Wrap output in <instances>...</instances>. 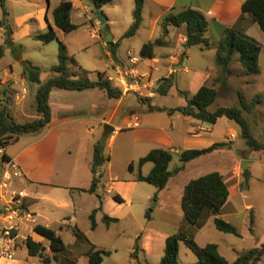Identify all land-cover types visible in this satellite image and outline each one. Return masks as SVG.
Returning a JSON list of instances; mask_svg holds the SVG:
<instances>
[{"label": "crops", "instance_id": "crops-1", "mask_svg": "<svg viewBox=\"0 0 264 264\" xmlns=\"http://www.w3.org/2000/svg\"><path fill=\"white\" fill-rule=\"evenodd\" d=\"M68 1L73 4L72 22L78 26V29L71 33H65L55 24L54 12L61 5L62 0H6V15H4L0 2V21L5 20L13 32L14 46L10 49L19 51V59L22 62L28 61L21 58V53L27 49L25 43L29 40H36V35L46 33L50 28H53L59 41L66 45L67 51L71 48L75 51H83L92 45L99 44L110 59V63H106V69L110 72L105 71L103 75L105 78H111L113 86L122 90L123 95L115 99L110 98L104 90H86L94 93L84 101L89 102L92 99L94 104L84 109L83 100L73 105H70L68 100H65L66 103L59 100L61 106L54 105L52 97L56 92L77 91L60 89L52 91L49 101L52 111L51 122L48 126L50 129L41 140L52 137L53 141L62 142L63 150L73 158L69 165H58L55 160H49V158H33L31 168L28 167L25 164V157L34 151L32 147L37 145L39 140L22 145L13 153L7 147L10 144L14 145L15 142L21 143L24 136L35 134L20 136L6 146H0L4 148L5 158L14 160L24 174V177L16 182V188L13 191H22L26 194L28 206L36 215V223L25 225L20 231L25 240L15 258H0V264H45L41 258L29 254L28 238L43 245L45 255L50 259L49 264H89V253L92 250L108 253L104 256L103 264L108 262L117 264L121 257L130 258V264H160L165 254L167 239L181 231L190 233L188 227L190 224L182 209L186 186L193 179L209 173L196 174L187 179H184V176L190 171L201 173L207 167L204 165L210 158L223 156L229 147L188 163L183 171L170 179L162 191H158L153 185L151 188L142 187V184L146 182L138 180L140 173L144 176L149 175L154 164L147 163L140 168L138 163L132 162L133 171L130 170L132 163L128 166L132 176L122 178L113 171V152L107 153L105 147L104 154L109 160L100 170L102 178L96 191L91 193L89 189L94 180L92 163L95 146L99 140L95 137L96 128L94 126L87 131L91 134V138L89 135H79L81 131L74 126L83 119H73V116L86 113L89 115L85 119L87 122L113 126L117 132L111 134L106 140L105 144L109 147H114L122 133L133 131L135 142L143 148L142 157L154 149L171 151L174 159L170 170H173L180 163L183 151L206 149L216 143H227L236 138L240 140L242 138L241 128L236 122L230 120L231 124L226 128L229 131L228 134L217 136L214 134L216 127L225 117L220 118L216 124H212V128H208L206 124L209 123L201 122L181 112L171 114L168 111H153L151 107L164 109L184 107L187 105V100L179 94L180 90L192 97L206 83L213 84L218 78L219 70L216 64L217 47L225 37L226 31L237 26H239L237 29L244 30L248 36L262 46L259 58L260 73L247 76L242 66L237 69L232 65L233 73L229 77V84L233 87L235 82H250L248 78L251 79V77L255 78L256 83L264 81V32L252 16L243 14V5L246 0H144L143 23L136 36L132 38H124V35L134 23L133 12L136 0H113L105 5L103 11L108 18V27H105V23L97 18L90 0ZM189 8L202 12L208 19L210 24L208 37L212 47L206 50L199 46L188 48L185 26L171 27L169 36L164 39L165 44L156 48L154 58L143 57L141 50L144 44L162 38V19L170 12L178 13ZM99 24H101L100 28ZM82 26H84V33L80 32ZM110 42L114 45L119 44L115 47V54L112 52L114 47ZM4 43L5 28L0 26V46ZM195 47L199 48L198 52L193 51ZM137 53L140 57L136 55ZM132 58L137 59L136 63L131 62ZM207 58L211 60L210 64L207 63ZM3 59L4 57L0 63ZM11 73H13L12 69ZM11 73L5 69V77H11ZM155 73L160 74L157 81L174 77L178 95L181 97L179 106L170 107L158 102V95L143 103L136 101L131 94H127V89L125 90L124 87L128 86L129 81L134 82L136 77L143 76L152 78ZM19 79L24 82L25 74H22ZM0 81L4 83L6 80L0 78ZM9 83L13 81L10 80ZM186 87L190 90H186ZM17 99L19 100L20 97ZM221 106L238 105L228 104L219 96L210 110L214 112ZM6 108L12 115L11 108ZM157 113L161 115H156ZM137 118L140 120V126L130 128L129 125L136 122ZM62 125L69 127L60 129ZM75 133H77L76 136L79 135L76 139L66 140L64 138L73 136ZM109 140L110 143H108ZM3 159L4 157L0 160V182L4 171ZM214 164L219 165L217 162ZM219 173L225 176L224 172ZM156 194L158 201L154 204L153 199ZM115 196H120L123 202H117ZM9 199L10 195L0 201V207ZM230 200L231 191L228 202L222 210L223 215L226 214ZM152 206H155V210L151 214V220H148L146 213ZM95 210H98L96 213L97 226L93 229L91 215ZM173 214L178 220L173 219ZM105 216L118 221L107 225L104 221ZM79 218L83 221L82 228L79 226ZM161 220L171 224V227L157 224ZM36 226L55 230L64 240L66 250L58 254L52 252L50 241L34 230ZM77 231L82 232L88 241L80 242ZM126 236L131 237V242L123 246L124 243L121 240ZM137 245L140 249L137 258L134 259L133 254ZM121 250L125 251L122 254L124 256H121ZM183 256L189 263L183 261ZM195 259L180 245V263H196L198 259L196 261Z\"/></svg>", "mask_w": 264, "mask_h": 264}, {"label": "trees", "instance_id": "trees-1", "mask_svg": "<svg viewBox=\"0 0 264 264\" xmlns=\"http://www.w3.org/2000/svg\"><path fill=\"white\" fill-rule=\"evenodd\" d=\"M113 0H90L92 10L100 21L108 27V18L103 11V7ZM1 7L6 11V0H0ZM73 4L71 1L62 0L61 5L55 10V24L65 33H71L78 29V26L72 22ZM144 0H136L133 12L134 23L125 33L124 38H132L136 36L143 23ZM243 14L253 17L254 21L260 26L264 32V0H246L243 5ZM0 26L5 28V43L0 46V60L4 57L6 49L14 46L13 32L5 20L0 21ZM163 36L155 41H150L142 47L141 55L145 58H154L155 50L165 44L164 39L169 36L170 28H180L185 26L187 36V47L191 48L199 46L203 50L212 47L208 37L210 24L206 16L196 9H186L181 12L168 13L161 22ZM239 27V26H237ZM229 29L226 31L225 37L219 43L216 53V64L220 69V74L213 84L206 83L199 91L189 96L188 93L179 91V94L187 100V105L175 109H164L160 107H151L153 111H168L169 113L181 112L204 123L216 124L220 118H227L236 122L241 128V137L246 141L248 147L254 152H264V142H259L252 133L251 124L246 115H254L258 106L261 104V96H256L251 103H247L244 97L239 98L240 106H221L216 111L210 110L211 106L219 97V88L229 90V77L232 75L231 66L238 62L245 70V75L254 76L260 73L259 58L262 46L252 37L248 36L244 30ZM35 39L45 44L52 42L59 43L58 65L52 71L54 76L50 77L46 82H41V69L30 61L23 62L25 67V78L31 82L39 84V90L36 97V106L39 117L33 121L26 123H18L10 114L6 107L0 110V146L4 147L9 142L4 138L18 139L20 136L28 134H40L47 128L51 122L52 111L50 107V95L54 89L82 92L92 89H100L107 92L110 98L119 99L123 95V91L113 86L109 78H105L103 74H99V79L92 81L86 76H79L70 69L69 56L66 45L59 41L53 28L46 33H40ZM112 52L115 54L119 44H113ZM219 85V88H217ZM176 88L174 77L163 78L160 81L157 93L167 96ZM106 139H102L95 146L94 160L92 163V171L94 180L89 192L94 193L100 183L102 174L101 168L109 160L105 157ZM229 143H216L206 149L185 150L180 156V163L170 170L174 156L171 151L164 149H154L145 157H142L138 165L143 167L147 163L154 164V168L149 175L139 174L138 180L155 186L158 191H162L168 185L170 179L185 169V166L193 160L211 154L215 151L229 147ZM1 147V148H2ZM133 163L130 170L133 171ZM246 179L249 181L250 172H245ZM230 196L229 186L224 176L219 172H212L197 179H193L185 188L182 199V209L187 222L192 226H201L204 213L210 210L215 216V226L217 230L227 234H233L241 237L238 228L232 223L220 217L222 210L228 202ZM117 202H123L120 196H115ZM158 201L156 194L153 202ZM101 209V208H100ZM98 209V210H100ZM95 210L91 215L92 228L95 229L96 213ZM153 208L148 209L146 217L151 220ZM104 221L107 225L117 222L105 216ZM254 224V217L251 220ZM37 233L50 241L52 252L58 254L66 250V245L62 237L53 229L43 226H36L34 229ZM252 231H254L252 229ZM78 240L80 242L88 241L85 235L77 231ZM184 243L197 257L198 261L194 264H256L262 261L264 257V245L239 254L237 260L233 263L229 262L219 251L217 244H207L201 247L196 242L192 234L186 232H178L171 235L166 241L165 254L160 264H182L179 261L180 245ZM27 246L29 254L33 257H39L45 264L50 263V259L45 255V248L41 243L35 242L32 238H28ZM139 245L136 246L133 254L134 259L137 258ZM108 253L101 250H92L89 253V264H103L104 256Z\"/></svg>", "mask_w": 264, "mask_h": 264}, {"label": "rangeland", "instance_id": "rangeland-1", "mask_svg": "<svg viewBox=\"0 0 264 264\" xmlns=\"http://www.w3.org/2000/svg\"><path fill=\"white\" fill-rule=\"evenodd\" d=\"M80 32H85L84 26H82ZM25 44L27 49L21 53V58L31 61L36 66L40 67L41 82H46L53 74L51 69L58 65L59 43L56 41L49 44H44L40 41L29 40ZM193 51L198 52L199 48L195 47ZM67 52L70 58V68L79 76H86L92 81H96L99 79V74H104L105 71L108 73L110 72L109 69H106V63H110V59L104 50L100 48L99 44H95L94 46L92 45V47L89 49H84L83 51H75L73 48H71L70 51ZM138 54L139 53L136 55L140 57ZM19 57V51L8 48L4 59L0 63V70H2L0 72V78L1 80H6L4 83L0 81V110L3 107H10L13 118L18 123H26L39 117L36 106V97L39 90V84L31 82L28 79H26L24 82L19 79L22 74H25L24 64L19 59ZM198 61L199 60H197V62ZM206 61L209 63L211 60L207 58ZM233 66L237 67V69L241 67L240 63L238 62H235ZM5 69H7L9 73H11V69L13 70L11 77H5ZM219 74L220 69L218 70V75ZM159 75L160 74L155 73L152 75V78H149L148 76V78H145L141 82V92L144 95L153 93V96H142L139 92H136L132 88L134 86L133 81H129L128 86L126 88L124 87V89H127V94H131L136 101L145 103L147 100H150L152 97L154 98L158 95V102L170 107L179 106L181 97L178 95L177 88H174L167 96H162L157 93L161 81L156 80L157 78H160ZM254 79V77H251V79L248 78V81L250 82H235L233 87H231L229 90L220 89L218 87L219 96L221 100L228 102V104H236L238 106L240 105V96L244 97L247 103H251V101L256 96H261V105L259 110H256L254 115H248L247 118L252 126V133L254 137L259 142H264V81L256 83L254 82ZM10 80L13 81V83H9ZM186 88V90H190L188 87ZM24 89H27V94L22 97ZM93 93V91H58L53 95L52 98L54 99V105L59 104L58 106H61L59 100H63L65 103V100H68L70 105L77 104V102L79 103L80 100H83L82 107H84V109H88V107H91L94 104V101L91 99V101L85 102L86 100L84 101V99L90 97L93 95ZM17 97H20V99L18 100ZM220 103L223 104L222 102ZM55 110L57 113V108ZM156 115L161 114L157 113ZM88 117L89 115L86 113L74 115L73 119H83L79 121V123L75 124L74 127L81 131V133L79 132V135H89L91 138V134L87 131L94 126L96 128L95 137L101 141L104 139L105 125L87 122L85 119ZM230 124V120L224 118L217 125L214 134L217 136H222L226 133L228 134L229 131L226 128ZM206 126L208 128L213 127L212 124H206ZM67 127L62 125L60 126V129ZM49 129V127L45 128L38 135L24 136L21 143L15 142L14 145L10 144L7 147L10 149V152L13 153L19 150L22 145L39 140L38 144L32 147L34 148V151L31 154H27L25 157V164L28 167L31 168L33 158H49V160H55L58 165H69L73 161V158L69 157L68 154L63 150L62 142H55V140L53 141L52 137L41 140L45 135L48 134ZM76 135L77 133H75L73 136H67L64 138L66 140L76 139L79 137V135ZM134 136L135 133L133 131H126L121 134L113 148L109 147L108 144H105L107 153L110 154V152H113V171L122 178L132 176V173H130L128 170V166L132 162L137 164L143 154V148L139 147V145L135 142ZM4 140L8 142L13 141V139L8 137H5ZM108 143H110V140ZM227 143L230 145L227 152L223 154V156L219 158L213 157V159L210 158L204 165L207 167L202 170L201 173H194L190 171L184 176V179H187L190 176H196V174H207L220 171L225 173L224 178L231 191V200L227 207L226 214L223 215L221 213L220 217L235 225L241 233V237L235 236L233 234L223 233L217 230L214 223L216 216L210 210H206L204 213L201 226H188L190 229V233L188 234H192L198 245L201 247H204L210 243L217 244L219 246L220 253L229 262L233 263L237 260L239 254L264 245V152L252 151L243 138L240 140L239 138H236ZM2 157L3 155L0 154V160ZM215 161L219 165L214 164L216 163ZM242 162L248 163L247 170L243 169ZM246 171L250 172L249 181L246 179ZM16 182L13 183L10 191H13L16 188ZM142 187L151 188L153 186L151 184L143 183ZM152 208L155 210V206H152ZM180 211H182L181 208ZM252 216L254 217L253 225L251 223ZM173 219H177L176 215H174ZM79 224V226L82 228V218H79ZM157 224H165L169 228L171 227V224L163 222L162 220L158 221ZM252 229L254 231H252ZM129 232L130 230L128 233ZM71 233L72 232H70V235L72 236ZM66 240L68 241V239ZM116 242H118V240H116ZM121 242L124 243H122L123 246L126 245V243L128 245L131 242V237L126 236L121 240ZM181 246L196 258L195 261L197 260L196 255L184 243H182ZM124 252V250H121V256H124L122 255ZM182 258L183 261L189 263V261H187L184 256ZM130 262V258L121 257L117 264H130ZM107 264L112 263L108 262ZM256 264H264V257L262 261Z\"/></svg>", "mask_w": 264, "mask_h": 264}, {"label": "built area", "instance_id": "built-area-1", "mask_svg": "<svg viewBox=\"0 0 264 264\" xmlns=\"http://www.w3.org/2000/svg\"><path fill=\"white\" fill-rule=\"evenodd\" d=\"M99 25L100 28L101 24ZM136 61V58L131 59L133 63H136ZM109 79L112 80L111 78ZM144 79L145 76L136 77L132 88L142 96H153V93L144 95L141 92V82ZM26 94L27 89H24L22 97ZM139 126L140 120L138 118L136 122L129 125L130 128ZM0 154L4 157V171L0 182V201L5 200L10 195V199L0 207V258L14 259L25 240L20 231L25 225H34L36 223V215L30 210L26 201L27 196L24 192L10 191L13 183L24 177L20 166L14 160L5 158L4 148H0Z\"/></svg>", "mask_w": 264, "mask_h": 264}, {"label": "water", "instance_id": "water-1", "mask_svg": "<svg viewBox=\"0 0 264 264\" xmlns=\"http://www.w3.org/2000/svg\"><path fill=\"white\" fill-rule=\"evenodd\" d=\"M114 132H115V128L113 126L109 125V124H106L104 126V139H108L110 137V135L112 133H114ZM242 167H243L244 170H247L248 163L247 162L243 163Z\"/></svg>", "mask_w": 264, "mask_h": 264}]
</instances>
